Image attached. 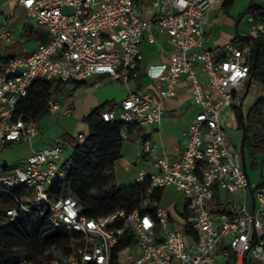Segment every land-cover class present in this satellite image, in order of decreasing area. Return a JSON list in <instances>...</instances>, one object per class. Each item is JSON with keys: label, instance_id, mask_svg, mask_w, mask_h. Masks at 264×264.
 <instances>
[{"label": "built area", "instance_id": "1", "mask_svg": "<svg viewBox=\"0 0 264 264\" xmlns=\"http://www.w3.org/2000/svg\"><path fill=\"white\" fill-rule=\"evenodd\" d=\"M140 2L147 18L142 16ZM223 2L16 0L47 38L0 69V153L39 136V120L18 110L35 81L73 83L101 76L127 85L139 78L144 44L167 54L166 61L146 69V76L158 82V100L147 92L129 89L121 102L100 110V118L121 123L120 138L127 141L128 127L160 124L163 102L176 96L181 82L188 85L196 109L181 156L171 160L162 149L152 171L140 169L136 178L137 183L149 182L148 196L153 188L173 187L181 193L187 218L178 217V227H172L168 209L150 200H143L141 208L132 212L118 210L95 219L82 215L81 206L68 195L46 200L52 186L66 182L64 164L70 152L59 142L33 152L22 163L0 166V193L14 199V205L5 211L7 218L14 219L19 211L34 213L54 228L79 235L72 253L61 255L55 264H119L117 255L113 259V249L128 238L139 252L131 264H247L249 260L264 264V185L250 186L242 153L229 145L221 119L225 109L242 103L240 91L251 80V44L257 37L242 36L238 45L227 44L219 52L203 49L208 11ZM247 22L264 39V21L249 13ZM12 40L10 31H0L2 44L8 46ZM48 112L60 113L54 95ZM61 114L70 116L71 111ZM77 141L81 143L83 136ZM155 152V145L143 143L139 155L147 160ZM214 187L229 194L246 195L250 190L251 209L243 201L230 215L212 213L209 204ZM15 189H23L30 199L25 203L15 197ZM148 204L154 206L153 215L141 213ZM117 219L122 220L118 226L114 225ZM186 223L190 236L182 230ZM223 242L225 248L214 253ZM18 264L34 263L22 259Z\"/></svg>", "mask_w": 264, "mask_h": 264}, {"label": "trees", "instance_id": "2", "mask_svg": "<svg viewBox=\"0 0 264 264\" xmlns=\"http://www.w3.org/2000/svg\"><path fill=\"white\" fill-rule=\"evenodd\" d=\"M264 1V0H261ZM233 0H225L222 4L226 13ZM254 13L264 21V7L251 4L244 14ZM25 15L23 8L16 6L11 17ZM243 16V15H242ZM241 16V17H242ZM240 17V19H241ZM31 32V30H30ZM33 32V31H32ZM40 35L44 42L47 34L44 31L34 32ZM237 44V39L233 40ZM4 57L0 56V69L13 53L6 49ZM250 76L257 84L264 85V39L253 38L251 44ZM66 82L52 83L45 80L35 81L29 95L23 99L18 110L24 115L39 120L48 112V103L52 96L59 93ZM75 89L84 82H73ZM138 88V87H137ZM106 107V103L94 108L82 122L84 131L77 132L75 136L64 135L58 139L59 143L72 147L70 157L64 164L67 171L66 182H58L45 194V199L52 201L68 195L75 199L81 206V214L87 218H99L113 214L118 210L126 213L140 209L142 198L150 188L148 181L133 183L130 186L117 188L113 185L114 164L121 157L123 140L120 138L121 123L105 122L99 112ZM238 128L244 133L243 146L253 159L256 154H264V98L258 99L248 110L244 117L241 108H235ZM132 127H128L130 131ZM83 136L79 143L77 137ZM264 185L260 181L258 186ZM164 188H153L149 194L151 201L160 203ZM13 195L26 203L30 195L23 189H15ZM14 199L8 193H0V264H18L20 260L27 259L34 264H55L56 258L52 250L59 251L62 255H70L74 249L72 241L80 239L79 235L65 229L50 226L47 219L37 214H29L19 211L14 219L5 216V211L14 205ZM154 206L148 204L141 209L142 214L153 215ZM187 218L185 210L183 214ZM121 219H117L114 225H120ZM182 230L186 236L192 235L190 226L186 223ZM131 238L120 242L113 249V259L116 255L132 242Z\"/></svg>", "mask_w": 264, "mask_h": 264}, {"label": "crops", "instance_id": "3", "mask_svg": "<svg viewBox=\"0 0 264 264\" xmlns=\"http://www.w3.org/2000/svg\"><path fill=\"white\" fill-rule=\"evenodd\" d=\"M223 4V3H222ZM18 6L16 4V0H0V17L3 15L5 16V19L12 16L14 9ZM140 9L142 12V16L147 18L148 14L146 12L145 6L143 2H140ZM207 21H208V14H207ZM206 21V23H207ZM38 30L44 31L43 28H39ZM37 30L31 32L28 30L26 33H28L25 38L23 36L22 39H20V43H24L27 39L33 40L34 42V48L30 51H24L22 55L20 54H14L13 57H23L26 56L28 53L33 51L35 47L41 42V39H39L40 35H36L34 32ZM45 32V31H44ZM46 33V32H45ZM205 31V36H206ZM47 36V35H46ZM242 37L241 35H238L237 44L233 43V40L235 38H231L228 42L226 41L223 44L217 45L214 52H219L222 50V48L227 44H233L238 45L240 43L239 38ZM21 38V37H20ZM160 41V40H159ZM205 41V39H204ZM161 42V41H160ZM1 43V42H0ZM8 47V46H7ZM9 48V47H8ZM7 48V49H8ZM203 49L204 43H203ZM208 51V50H207ZM7 51L5 50L4 53L2 52L1 57H4L6 55ZM142 53H143V60L141 63V72L139 75V78L136 80L131 81L129 84L125 85L119 81L113 80L109 77H101V76H95L92 77L84 82L82 85L83 87H90L92 89V100H94V103L96 104V107L101 106L102 104L106 103V107L111 104L113 101V98L120 97V100H123L124 97L127 95L129 89L136 90L138 92H147L152 95V97L155 100H158V82L150 80L146 76V69L150 65H156L161 62L166 61L167 54H161L160 50L157 46H149L144 44L142 47ZM1 54V53H0ZM252 79L248 84L245 85V92L242 95V103L239 107H233L229 109H225L221 114V119L224 122L225 118L224 116L227 115V117H230L232 114L236 118L235 114V108H241V113L245 117L249 108H243V102L244 98L248 92V87L251 83ZM109 85H108V84ZM138 87V88H137ZM98 92L97 96H95V93ZM110 96H112V99H107ZM95 107V108H96ZM163 117L159 125L156 126H150L144 129L139 128H131L130 131H128L129 141L130 139H133V145H134V154H133V164H141L142 167L140 169H144L146 171H152L153 169V163L155 162L156 158L162 155V149L167 154V156L171 160H177L181 153L184 150L185 141H186V129L193 119L196 109L194 108L192 104L191 99V93L189 91L188 85L185 82H181L176 89V96L172 99L165 100L163 102ZM237 120V119H236ZM238 126V124H237ZM242 131V130H241ZM80 132V131H79ZM82 132V131H81ZM228 139H229V145L241 152V148H243L242 156H243V162L245 165V169L247 172V165L249 164L248 159H246L247 154L249 152L244 149L243 146V131L241 134V139L239 143V147L235 148V146L232 144V141L229 137V133H227ZM58 142V141H56ZM24 143V142H22ZM27 144H19V147L22 148V160L17 162H12L10 164L5 163L4 165L7 166H14L19 163H22L25 161V159L31 155L33 152L40 150L42 147L50 144V143H44L40 140V137L37 139L32 140L31 142H26ZM143 143H148L149 145H155L156 146V152L153 154H150L147 160H143L141 155H139V151L141 150ZM16 144H12L11 146L7 148H11ZM62 144V143H61ZM65 145V144H64ZM68 146V145H67ZM66 147V145H65ZM6 148V149H7ZM68 150V147H66ZM4 149L0 155L6 150ZM257 157V158H256ZM258 157L259 153L255 155V157L250 162V168L255 169L258 165ZM264 166V162L261 164ZM139 169V170H140ZM248 179L250 186H258V183L262 180L264 181V172L260 175V177H256L254 179H251L248 172ZM250 190H248L247 194L244 195L242 192H236L234 194L226 193L216 187L213 188V201L209 204V210L212 211L214 214H227L230 215L234 212L237 206H239L243 201H245L247 207L251 209L252 207V198H251ZM175 206V205H174ZM180 207L181 209L178 211L177 207ZM178 206L176 205L174 208H172V205L165 206L166 209L170 212L172 216V227H178L177 218L178 217H184L183 214L185 212V205L184 201L181 197V200L178 202ZM226 242H223L221 246L216 248L214 250V253H216L220 248H225ZM128 248V250H127ZM139 255V252L136 249L135 242L132 241L128 247L121 250L117 254V258L119 260V264H131L133 258ZM231 258V257H230ZM230 264V263H229Z\"/></svg>", "mask_w": 264, "mask_h": 264}, {"label": "rangeland", "instance_id": "4", "mask_svg": "<svg viewBox=\"0 0 264 264\" xmlns=\"http://www.w3.org/2000/svg\"><path fill=\"white\" fill-rule=\"evenodd\" d=\"M251 4L264 7V1L261 0H233L229 10L224 13L222 4L213 5L208 11V21L206 23L207 33L204 41V48L210 52H214L217 45L223 44L226 41L228 42L231 38H237L238 35L261 38L250 30V25L247 22L249 14H244ZM5 16L6 15L0 17V31H10L13 40L12 43L8 45L9 48L0 43V55H2V52L4 53L7 48L11 53H17L20 55H22L24 51L28 52L32 50L34 48L33 40L27 39L24 43H20V39H22L23 36L27 38L26 35L28 33H26V31L38 30L40 27L37 23L35 21L28 20V18L23 14L17 15L5 22ZM241 16L242 18L240 19ZM239 19L240 21L236 26V22ZM244 92L245 90L240 91V95L242 96ZM97 94L98 92L95 93V96H97ZM91 95L92 89L88 86H80L75 89L72 82L66 83L61 88V91L54 95V98L59 102L60 113L52 114L47 112L39 119V136L37 138L40 137V140L44 143H55L66 134L75 136L77 132L84 131L85 126L82 119L96 107ZM260 98H264V85L257 84L254 80H252L244 98L243 108L245 109L251 107ZM107 99H112V96ZM113 101L114 102H111L109 105L118 104L122 100H120V97L118 96L113 98ZM66 109H70V116H64L61 114V112ZM224 118L225 129L227 133H229L232 144L235 148H238L242 131L237 126V120L233 114L230 117L225 115ZM133 141V139L123 141L121 157L114 164L112 183L117 188L127 187L135 183L139 169L142 167L141 164H133L132 158L135 151ZM19 144L27 143H18L11 148H7L0 155V166L4 165V162L10 164L12 162L22 160L23 152L22 148L19 147ZM65 145L68 147L67 151L71 153L72 147L69 146L67 142ZM246 159L250 160L247 165V172L250 178L254 179L256 177H260L262 172H264V166L261 165L262 162H264V154L259 153L256 170L250 168V162H252V160L249 154H247ZM181 197V193L177 192L173 187H166L164 188V193L159 206L165 207L172 205V208H174L176 205L178 206V202L181 200ZM142 200L151 201L147 193L143 196ZM32 206L34 208V205ZM177 209L179 211L181 208L178 206ZM78 240L79 239H74L72 241V247H75ZM52 255L57 259L60 258L62 254L57 250H52ZM247 264L253 263L249 260L247 261ZM256 264H259V262Z\"/></svg>", "mask_w": 264, "mask_h": 264}, {"label": "water", "instance_id": "5", "mask_svg": "<svg viewBox=\"0 0 264 264\" xmlns=\"http://www.w3.org/2000/svg\"><path fill=\"white\" fill-rule=\"evenodd\" d=\"M242 18V17H241ZM240 19L236 22V26L238 25ZM243 140H244V133H243ZM243 151V148H241V152Z\"/></svg>", "mask_w": 264, "mask_h": 264}]
</instances>
